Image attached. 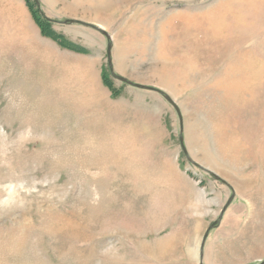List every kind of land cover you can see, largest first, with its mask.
<instances>
[{
  "label": "rangeland",
  "instance_id": "obj_1",
  "mask_svg": "<svg viewBox=\"0 0 264 264\" xmlns=\"http://www.w3.org/2000/svg\"><path fill=\"white\" fill-rule=\"evenodd\" d=\"M0 0V264L264 261V0Z\"/></svg>",
  "mask_w": 264,
  "mask_h": 264
},
{
  "label": "water",
  "instance_id": "obj_2",
  "mask_svg": "<svg viewBox=\"0 0 264 264\" xmlns=\"http://www.w3.org/2000/svg\"><path fill=\"white\" fill-rule=\"evenodd\" d=\"M34 2L36 3L39 11L41 12L42 16L50 23H56V24H64V25H80V26H83V27H86V28H90V29H93L95 31H97L98 33L102 34L103 36H105L107 38V41H108V45H107V56H108V66H109V71H110V74L112 75V77L124 84H127L133 88H136V89H141V90H147V91H154V92H158L159 94L163 95L165 97V99L171 104L173 105V107L176 109L177 111V114L179 116V119H180V132H181V145H182V149L185 153V156L187 157L188 161L190 163H192L193 165H195L196 167L200 168L201 170H203L204 172L208 173L209 175L213 176L216 180L218 181H221L222 183H224L225 185H228L225 181H223L222 179H220L217 175H215L213 172L209 171L208 169L200 166L199 164L195 163L188 155V152L184 146V143H183V132H184V125H183V117H182V114H181V111L180 109L178 108V106L176 105V103L168 96L166 95L165 93L161 92L160 90L158 89H155L153 87H149V86H145V85H141V84H137V83H134V82H131L129 81L128 79L124 78V77H121V76H118L115 71H114V66H113V61H112V48H113V44H112V36L106 32L103 28L101 27H98L96 25H93V24H90V23H86V22H83V21H79V20H65L63 22H59V21H53V20H50L48 19L41 11V4L39 2V0H34ZM234 200V194L232 195V197L229 199V201L227 202V204L225 205L219 219L214 222L206 231L203 239H202V242H201V245H200V250H199V264H205L204 263V254H205V245H206V242H207V239L209 237V234L210 232L213 230V229H216L221 221H222V218L226 212V210L228 209V207L231 205V203L233 202ZM258 264H264V261L258 263Z\"/></svg>",
  "mask_w": 264,
  "mask_h": 264
}]
</instances>
